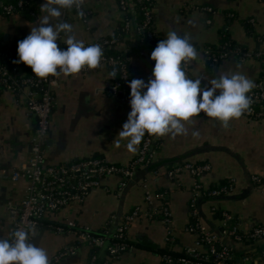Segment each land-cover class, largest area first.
<instances>
[{
    "label": "crops",
    "instance_id": "obj_1",
    "mask_svg": "<svg viewBox=\"0 0 264 264\" xmlns=\"http://www.w3.org/2000/svg\"><path fill=\"white\" fill-rule=\"evenodd\" d=\"M10 1L0 0V48H7L9 53L8 49L17 51L18 41L26 38L44 15L40 11L44 0H33L35 7L28 14L5 13L3 6ZM202 5L211 6L214 12L199 10L197 7ZM82 7L87 11L85 18L74 9L64 10L61 17L73 25L77 39L85 44L116 32L121 20L117 0H85ZM154 19L155 31L162 40L170 31L190 37L199 53L198 59L192 61V79L239 71L253 81L254 87L258 81H264V55L243 62L231 55L211 65L203 52L218 46L224 38L254 53L264 51V0H155ZM60 39L64 43L63 33ZM138 41L132 38L124 46L130 82L143 79L147 83L155 61L138 53ZM20 71L26 74L21 67ZM109 80L104 66L87 74L59 75L50 130L43 147L46 164L67 165L100 156L108 163L126 165L134 159L137 151L129 152L128 139L118 135L131 111V89L126 96L107 94ZM205 83L202 81V85ZM35 126L36 118L27 113L23 93L0 87V238L8 239L25 195L26 181L13 180L11 173L28 160L29 140ZM186 127L187 136L159 137L154 168L138 167L122 191L118 190V176L103 179L82 202L47 213L40 226L34 228L31 242L44 248L49 259L64 246H75L56 264H99L105 256L104 247L78 245L74 234L55 233L50 225L72 219L94 232L108 228L112 233L133 207L146 206L145 189H149L153 195L163 194L156 206L165 205L172 213L171 240H167L165 226L158 219L139 217L127 229L132 249L111 260V264H160L164 248L180 253L196 238L187 230L195 178L185 171L173 177L167 174L168 168L183 161L210 165V170L198 178L203 190L234 180L233 192L228 195L216 200L201 195L196 198L198 215L208 228L220 230V217L213 212L217 207L219 213L223 210L234 215L241 230L264 225V118L241 116L225 128L219 121L198 116ZM193 130L200 132L199 137L191 135ZM253 176L259 177V182H254ZM227 243L239 252L243 249L231 239ZM262 260L260 264H264Z\"/></svg>",
    "mask_w": 264,
    "mask_h": 264
},
{
    "label": "built area",
    "instance_id": "obj_2",
    "mask_svg": "<svg viewBox=\"0 0 264 264\" xmlns=\"http://www.w3.org/2000/svg\"><path fill=\"white\" fill-rule=\"evenodd\" d=\"M117 2L121 11V19L124 20L122 28L127 32L130 28V21L123 14L126 10V1L117 0ZM135 2L139 5L142 13V21L137 26V30L143 33L146 41H151L156 34L154 19L155 0H136ZM21 8H23L22 0L16 3H7L3 6V10L7 14L18 13ZM197 8L209 13L214 12L213 8L208 5H202ZM82 10L85 13L83 18L87 17V11L83 7ZM250 22L252 23V20ZM60 41L61 39L57 43ZM116 42L118 43L116 37L109 39L101 37L85 43V46L99 44L104 48V46L112 45ZM153 50L154 48L147 47L138 51V53L147 55L150 59ZM203 52L205 57L213 64H217L231 55H237L242 62L253 56L264 55V51L254 53L238 45H232L231 47L222 46L220 50L215 52L211 48H206ZM6 55V53H0V87L12 92L23 93L27 113L36 118V126L29 140L31 148L28 160L19 169H14L11 173L13 180L22 178L26 181L25 195L20 201L19 212L12 224L8 237V239H11V234L17 228L38 227L47 213L58 212L72 202H82L89 191L102 184L103 179L118 176L120 179L118 190L122 191L131 181L134 171L138 167H147L152 164L156 153V149H154L155 143L159 137L146 133L139 144L136 156L126 165L108 163L100 156L83 158L67 165L46 164L43 147L50 130L55 104L54 88L58 84L59 75H50L47 79L27 76L18 80L13 74L15 71H20L18 66H14L9 70L1 64V58ZM127 59L128 56L104 53L101 66L106 67L109 74L115 71V77L111 78L110 76L106 88L107 94H127L129 86ZM191 65L192 61L183 65L184 71L190 79H192ZM90 71L92 70L85 68L80 73L87 74ZM248 95L251 97L252 103L242 116L251 119L264 118V81H258ZM200 117L207 116L201 113ZM210 168L208 163H194L191 161L176 163L175 166L168 168L167 174L170 177L185 171L195 178L193 184L194 196L190 201V214L197 221L194 225L187 226V230L194 233L196 238L194 243L185 246L179 255L162 254L160 264H233L232 261L235 258L234 247L227 243L228 239L243 246L241 250L243 254L236 258V264H260L259 261L264 259V247L259 251H256L253 247L258 242L264 243V225L257 224L246 230H241L237 224V218L231 213L222 210L220 213V230L215 232L208 228L199 218L196 207V198L198 196H203L206 193L211 197H221L230 194L234 189V180L229 179L225 183L217 184L216 187L204 192L198 178L209 171ZM252 179L254 182H259V177L257 176H253ZM162 197V193L153 195L152 191L145 189L144 202L146 206L136 205L133 207L130 212L124 215L122 223L117 225L112 233L108 228L104 229L103 233L94 232L90 227L81 226L72 219H66L63 223L50 225L49 228L55 233L74 234L78 245H86L91 248L104 247L107 254L101 264H111V260L117 258L121 253L132 249L133 245L128 239L127 229L129 224L139 217L158 219L165 226L167 240H171L174 233L172 213L165 205L156 206L158 199ZM213 209L215 208L213 207ZM74 248L75 246H64L49 259L50 264L58 263L63 256L72 253Z\"/></svg>",
    "mask_w": 264,
    "mask_h": 264
},
{
    "label": "clouds",
    "instance_id": "obj_3",
    "mask_svg": "<svg viewBox=\"0 0 264 264\" xmlns=\"http://www.w3.org/2000/svg\"><path fill=\"white\" fill-rule=\"evenodd\" d=\"M85 0H44L40 11L44 14L30 34L18 41L19 60L30 67L40 79L51 76H73L82 70L101 67L104 52L99 44L85 46L73 33V25L61 19L64 10L75 9L84 17ZM64 34L66 49L57 41ZM199 53L190 37L176 31L167 33L151 52L155 61L152 77L131 80L130 108L126 122L118 135L128 139L129 152L135 153L145 134L156 137L187 136L186 124L204 113L219 121L225 128L233 119H239L252 103L248 95L254 84L239 71L219 74L215 77L190 79L183 65L198 59ZM115 77V71L110 73ZM202 81H207L203 84ZM193 137L200 132L193 130ZM34 228H17L11 239L0 238V264H50L44 248L31 242Z\"/></svg>",
    "mask_w": 264,
    "mask_h": 264
},
{
    "label": "trees",
    "instance_id": "obj_4",
    "mask_svg": "<svg viewBox=\"0 0 264 264\" xmlns=\"http://www.w3.org/2000/svg\"><path fill=\"white\" fill-rule=\"evenodd\" d=\"M17 1H19V0H12L9 3H16ZM125 1H126V3H125L126 4V10L123 14L125 17H127L129 19L130 28L127 32H125L122 28L124 20L121 19L119 21L118 28H117L116 32L112 36L102 37V38H107V39L112 38V37L117 38L118 43L116 42L115 44H112V45H106V46H104V48H102L103 52L108 54V55H121V56L126 57L127 56L126 48H124V46L132 38H138L139 39L138 42L141 43V46L138 48L139 51H141L147 47L155 48L157 46L158 42L160 40H162L161 37L157 33L155 34V37L151 41H146V39H144L143 33L137 30V26L142 21V13L140 11L139 5L135 2L136 0H125ZM22 2H23V8L19 9V13H21V14H28V12L30 13L32 11V8L35 7L33 4V0H22ZM232 45H234V43L230 39L224 38V39H222V42L218 46L209 47V48H211L213 50V52H215V51L220 50L222 48V46L231 47ZM58 46L61 49H66V47H67V45H65V43H63L62 41L58 42ZM6 49L7 48H4V47L0 48V53H4V54L6 53L7 54L5 57L1 58V64H3L9 70L12 69V67H14V66H18L19 68L21 67L22 69H25V71H26V74H23L20 71H15L13 73L15 78H17L18 80H20L24 77H27V76L37 78V76H35V74L32 73V70L30 67L26 66L23 63H13V61L19 60V57L17 55V51H14L13 49H8L10 51V53H9L6 51ZM207 60H208L207 61L208 63H210L211 65H214L213 63H211V61L209 59H207ZM126 64L128 67V59L126 60ZM129 84H130V71H129ZM0 86H1V84H0ZM128 89H129V86H128ZM118 95L119 96H126L127 94H125V95L118 94ZM158 141H159V139L156 140L154 149H157ZM150 166H152V164L149 165L148 167H150ZM154 167L155 166H152V168H154ZM168 167H170V165ZM223 183H225V182H222L219 184H223ZM216 186L217 185L210 186L209 188H207L206 190H203V191L207 192L209 189H212ZM203 198L216 200L217 198H220V197H211L205 193L203 195ZM217 208L213 212L218 214V216L220 217V213L217 210ZM196 221H197L196 218L193 215H190V221L188 223V226L194 225ZM102 231L97 232V233H103ZM109 241H111V240H109ZM253 247L255 248L256 251H259V250L263 249L264 243L258 242L255 245H253ZM106 252L107 251L105 249V256L107 254ZM165 253H171L173 255H179L182 252L174 253L170 249L164 248L161 255L165 254ZM242 254L243 253L241 251L239 252L238 250H236L234 248L235 258L233 259L232 263L236 264V262H237L236 258L241 256ZM105 256H104V258H105ZM99 264H101V262Z\"/></svg>",
    "mask_w": 264,
    "mask_h": 264
},
{
    "label": "water",
    "instance_id": "obj_5",
    "mask_svg": "<svg viewBox=\"0 0 264 264\" xmlns=\"http://www.w3.org/2000/svg\"><path fill=\"white\" fill-rule=\"evenodd\" d=\"M29 148H31V146L29 145Z\"/></svg>",
    "mask_w": 264,
    "mask_h": 264
}]
</instances>
